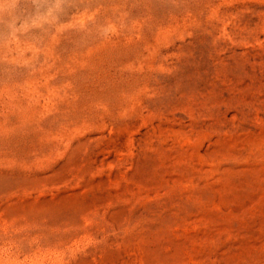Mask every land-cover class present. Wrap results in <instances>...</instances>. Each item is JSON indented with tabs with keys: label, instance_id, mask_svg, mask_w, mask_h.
I'll list each match as a JSON object with an SVG mask.
<instances>
[{
	"label": "rangeland",
	"instance_id": "obj_1",
	"mask_svg": "<svg viewBox=\"0 0 264 264\" xmlns=\"http://www.w3.org/2000/svg\"><path fill=\"white\" fill-rule=\"evenodd\" d=\"M0 264H264V0H0Z\"/></svg>",
	"mask_w": 264,
	"mask_h": 264
}]
</instances>
